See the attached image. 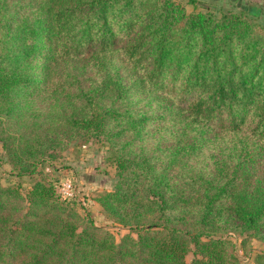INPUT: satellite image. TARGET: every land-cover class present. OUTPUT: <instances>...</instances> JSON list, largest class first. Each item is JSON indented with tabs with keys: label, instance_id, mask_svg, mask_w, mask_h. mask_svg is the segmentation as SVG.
<instances>
[{
	"label": "trees",
	"instance_id": "16d2710c",
	"mask_svg": "<svg viewBox=\"0 0 264 264\" xmlns=\"http://www.w3.org/2000/svg\"><path fill=\"white\" fill-rule=\"evenodd\" d=\"M259 13L0 0V143L17 176L37 178L0 181V264H244L224 235L264 240ZM83 130L110 144L119 181L101 203L129 227L121 242L36 165Z\"/></svg>",
	"mask_w": 264,
	"mask_h": 264
},
{
	"label": "rangeland",
	"instance_id": "374dc122",
	"mask_svg": "<svg viewBox=\"0 0 264 264\" xmlns=\"http://www.w3.org/2000/svg\"><path fill=\"white\" fill-rule=\"evenodd\" d=\"M185 6L188 13L194 11H213L218 15L230 11H238L241 6L248 10L259 9V14H250L249 18L264 27V0H173ZM146 92V91H144ZM145 96V94H143ZM42 107L46 105L40 103ZM84 130L75 134L74 139L66 149L53 152L56 156H47L37 163V167L53 181L58 193L67 202H72L73 209L85 223L92 222L94 226L113 234L116 242L129 231V227L113 219L101 203L106 191L116 189L119 177L116 164L111 156L110 144L103 140V136H91L86 141ZM54 135L48 141H52ZM37 178L31 176H17L5 150L0 143V181L4 186H21L27 191ZM84 224V223H83ZM83 225H80L82 228ZM79 231V228H78ZM135 235V232H132ZM215 234V233H211ZM227 231L224 238L234 243V253L244 263H255V257L264 254V240L256 235ZM214 236H217L214 235ZM194 244H191L186 260L191 263L195 257Z\"/></svg>",
	"mask_w": 264,
	"mask_h": 264
}]
</instances>
